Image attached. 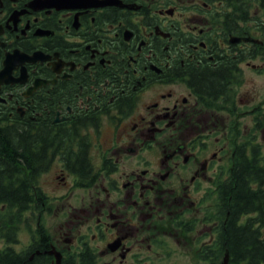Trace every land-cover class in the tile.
I'll list each match as a JSON object with an SVG mask.
<instances>
[{"label":"flooded vegetation","instance_id":"af4514ba","mask_svg":"<svg viewBox=\"0 0 264 264\" xmlns=\"http://www.w3.org/2000/svg\"><path fill=\"white\" fill-rule=\"evenodd\" d=\"M261 5L0 0V124L46 131L47 170L61 161V184L83 189L80 196L48 193L39 178L44 198L37 201L64 198L69 217L53 234L38 230L25 253L9 242L0 250L9 248L24 263L43 257L48 264H81L84 253L94 264H134L128 256L141 259L144 244L161 253L163 236L176 235L179 226L198 231L200 223L196 250L207 247L217 202L200 215L204 202L215 190L218 200L242 144L254 142L264 155ZM108 121L116 122L117 138L94 152L92 131ZM242 131L246 138L237 140ZM95 153L104 156L98 169ZM86 166L84 175L76 173ZM208 178L204 196L193 198L191 187ZM2 222L0 232L15 236L19 218L7 213Z\"/></svg>","mask_w":264,"mask_h":264},{"label":"trees","instance_id":"16d2710c","mask_svg":"<svg viewBox=\"0 0 264 264\" xmlns=\"http://www.w3.org/2000/svg\"><path fill=\"white\" fill-rule=\"evenodd\" d=\"M29 125L0 124V203L12 209L9 215L17 217L34 208L38 198H44L39 178L49 163L43 144L48 133L37 129L30 134ZM249 147L252 152L248 151ZM239 151L228 177L219 186L218 200L210 217L211 222L217 221L216 235L209 246L200 250L201 256L197 250L200 258L212 260L213 264H219L227 251L230 264H264V155L254 142L242 144ZM88 166L75 171L83 174ZM80 260L81 264H94L93 258L84 253ZM0 264L48 263L43 257L24 263L23 258L6 248L0 250Z\"/></svg>","mask_w":264,"mask_h":264},{"label":"rangeland","instance_id":"374dc122","mask_svg":"<svg viewBox=\"0 0 264 264\" xmlns=\"http://www.w3.org/2000/svg\"><path fill=\"white\" fill-rule=\"evenodd\" d=\"M193 1H199V0H193ZM255 4V1L253 2ZM257 9V8H256ZM260 9L259 14L262 16L264 13V6L261 5L258 7ZM194 11V10H193ZM191 13V12H189ZM260 85L261 88L264 81V74L260 75ZM252 123V122H250ZM246 126V122H242L240 124L241 128H244ZM243 131L238 133L237 135H234V137L239 139H245L246 137L243 136ZM92 137L94 142H97L98 145L94 147L95 149L101 150L105 149L108 145H106L104 142L108 141V138H117L116 135V122H104V125H102V129L97 132V130L92 131ZM259 139H261L258 136ZM264 143V140L262 141ZM214 146V144L212 145ZM108 154V153H107ZM105 153V155H107ZM93 158V164L96 169H98V166L100 167L102 164V159L104 156L102 154L95 153ZM224 163V162H223ZM62 165L61 161L55 162L49 170L43 172L40 176V182L44 189L48 191V193H64L68 194L70 191L73 192V194L80 196L83 192V189L81 187L77 188H68V185L61 184L59 175H61L60 172V166ZM229 166V165H228ZM227 167V166H226ZM229 168V167H228ZM228 168L226 170V174L228 171ZM220 170L217 169V171H214V175L219 173ZM225 173L222 174L223 177L225 176ZM209 174H212V172H209ZM70 182L73 180L72 175L68 178ZM210 179H204L200 186L193 185L191 187L190 192L192 193L193 198H199L203 197L205 194V187L210 184ZM216 185L217 183L214 182ZM61 184V185H60ZM181 189V182L179 180L178 183H174ZM214 185V184H213ZM212 185V186H213ZM191 186V185H190ZM87 193V191H85ZM217 191L211 192V196L204 202L203 208L201 211H199L200 215L204 214V207L210 206L211 209H213V205L217 202L216 199V193ZM64 198H60V200H52V202H49V199H46L44 203H42L40 200L36 201V206L34 208H30L27 211L23 212L18 218H19V228L15 229L16 235L12 236L11 234L5 235L7 233L6 231L0 232V245H3V243L9 242V244L13 245V247L22 253L27 252L29 248L31 247L33 243V238L37 235V229L41 230L42 227H46L51 234L58 231L59 226L62 222H64L69 215L64 213V209H62L61 203ZM68 200V199H67ZM73 204L81 205L82 201L79 200V198H70L69 199ZM68 200L69 203H71ZM49 206H51V210L49 211ZM12 209L6 205H0V226L2 222V218L5 214L9 213ZM203 211V212H202ZM197 212V211H195ZM191 213H188L183 216V219H189L191 217ZM203 223H200L198 227L200 229L203 227ZM200 229L198 231H190L185 228H179L175 231L176 235H166L163 236V239L157 249H161V253H153L155 250H149L147 248V244H144V246H141L142 248V254L140 257L141 259H133L134 256H128V261L134 260V264H213L212 260H204L203 258H200L197 255V250L200 247V237L199 234H201ZM204 231V230H203ZM210 236L208 234L205 235L204 239L205 241H208ZM12 239H17V243L12 242ZM168 239V241L166 240ZM197 242H196V241ZM212 240V237H211ZM198 243V244H197ZM198 245V246H197ZM209 246V245H208ZM201 250V249H200ZM199 250L200 256L201 252ZM220 263L221 264V261ZM104 258H101V261H103ZM215 264H217L215 262Z\"/></svg>","mask_w":264,"mask_h":264},{"label":"water","instance_id":"95a60500","mask_svg":"<svg viewBox=\"0 0 264 264\" xmlns=\"http://www.w3.org/2000/svg\"><path fill=\"white\" fill-rule=\"evenodd\" d=\"M53 251H55V250H50V252H53ZM59 256H60V254L57 256V259H59ZM229 258H230L229 251H227L224 258H223L222 264H229Z\"/></svg>","mask_w":264,"mask_h":264}]
</instances>
